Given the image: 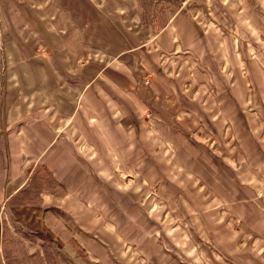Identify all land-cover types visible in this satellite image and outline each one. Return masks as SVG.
<instances>
[{
	"label": "crops",
	"instance_id": "1",
	"mask_svg": "<svg viewBox=\"0 0 264 264\" xmlns=\"http://www.w3.org/2000/svg\"><path fill=\"white\" fill-rule=\"evenodd\" d=\"M17 1L0 0V264L7 234L42 257L31 232L59 264H264V0H181L143 37L130 2L77 0L62 28L40 6L37 51L11 32Z\"/></svg>",
	"mask_w": 264,
	"mask_h": 264
},
{
	"label": "rangeland",
	"instance_id": "2",
	"mask_svg": "<svg viewBox=\"0 0 264 264\" xmlns=\"http://www.w3.org/2000/svg\"><path fill=\"white\" fill-rule=\"evenodd\" d=\"M21 1L24 2L23 4L27 5L29 12L27 15V12H24L23 9L19 8L20 14L18 15L17 13H15L17 12L16 9L14 11V6L12 7V10L14 11V14H15V18L17 19H15L13 22L14 23V25L12 26L13 31L11 32H13L15 37H19V39L23 40L24 44L28 45V48H30V50H35V51L38 50L37 41H38L39 36L35 32H33L32 29L36 30L37 33H39V27H38L36 19H37L38 9L40 8V6H43V8H46V13L48 14V17H49V11L51 10L53 11L54 10L53 8L55 6H58L57 13H60L59 15L62 20V21L61 20L59 21L61 22L60 23L61 28H62V22L68 18L66 17L65 12L67 13V15L69 14V18H71L74 21L75 19L73 18H75V16L77 18H80L81 20H85V17H86L84 14L77 15V11L74 10L76 8L74 4L77 5V0H18L17 2L22 3ZM80 1H83V0H80ZM118 1L120 2L126 1L134 5L135 9H133V13L124 17L125 22L131 31L143 37L145 35L150 34V32L152 31L151 21L156 18V15H160V17L167 15V13L171 10L170 6L171 7L177 6L181 0H118ZM26 5H22L21 7L25 8ZM62 6L64 9L62 8ZM61 9H63L62 11H65L63 15H61L62 13ZM21 16H24L25 18H27V20H29L30 26L28 25V26L23 27ZM8 18L9 20L12 19L10 17ZM65 24H67L68 27L65 26ZM71 24L74 25L73 22H70V21L65 22L63 25V29H65V31L66 29L69 30L71 28ZM63 33L62 35H65ZM80 51H82L83 53L86 52L85 49L80 50ZM80 51H78L79 54H81ZM163 156H166V155H163ZM8 246L9 245L2 244L4 258L6 259L7 264H29V263H26V261L25 263L23 262V255L26 254V252H25L24 247L19 245V242L18 243L15 242L14 250H10ZM54 263L59 264L58 261H54ZM36 264H38V262H36Z\"/></svg>",
	"mask_w": 264,
	"mask_h": 264
},
{
	"label": "trees",
	"instance_id": "3",
	"mask_svg": "<svg viewBox=\"0 0 264 264\" xmlns=\"http://www.w3.org/2000/svg\"><path fill=\"white\" fill-rule=\"evenodd\" d=\"M31 235L42 241V257H40L38 252H34L29 255L24 254L23 262L25 263L26 261V263L29 264H36V262H38V264H55L51 254V243L49 239L39 232H31ZM4 242L6 245H9L8 248L10 250H14L15 242L18 243V240L7 234Z\"/></svg>",
	"mask_w": 264,
	"mask_h": 264
},
{
	"label": "built area",
	"instance_id": "4",
	"mask_svg": "<svg viewBox=\"0 0 264 264\" xmlns=\"http://www.w3.org/2000/svg\"><path fill=\"white\" fill-rule=\"evenodd\" d=\"M147 82V80H145V83Z\"/></svg>",
	"mask_w": 264,
	"mask_h": 264
}]
</instances>
